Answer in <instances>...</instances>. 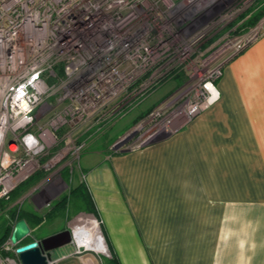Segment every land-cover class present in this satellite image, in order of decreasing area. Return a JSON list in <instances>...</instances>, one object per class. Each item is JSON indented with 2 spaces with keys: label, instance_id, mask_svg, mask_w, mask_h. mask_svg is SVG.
I'll list each match as a JSON object with an SVG mask.
<instances>
[{
  "label": "built area",
  "instance_id": "1",
  "mask_svg": "<svg viewBox=\"0 0 264 264\" xmlns=\"http://www.w3.org/2000/svg\"><path fill=\"white\" fill-rule=\"evenodd\" d=\"M247 2L0 0V199L76 163L91 133L176 76L185 81L113 146L148 144L212 105L223 66L259 36L235 33ZM70 230L76 254H105ZM9 237L0 264H20Z\"/></svg>",
  "mask_w": 264,
  "mask_h": 264
},
{
  "label": "crops",
  "instance_id": "2",
  "mask_svg": "<svg viewBox=\"0 0 264 264\" xmlns=\"http://www.w3.org/2000/svg\"><path fill=\"white\" fill-rule=\"evenodd\" d=\"M217 82L207 110L143 150L107 155L126 115L91 133L75 163L84 183L64 177L74 166L36 171L1 198L11 230L19 214L30 227L21 243L69 228L54 224L72 199L101 219L118 264H264V33ZM57 250L56 264H74L72 244ZM81 256L97 264L93 253Z\"/></svg>",
  "mask_w": 264,
  "mask_h": 264
},
{
  "label": "rangeland",
  "instance_id": "3",
  "mask_svg": "<svg viewBox=\"0 0 264 264\" xmlns=\"http://www.w3.org/2000/svg\"><path fill=\"white\" fill-rule=\"evenodd\" d=\"M263 7H264V0H248L246 5H244L240 9L236 10L235 16L233 17V21H234L233 24L236 27V32L235 33H236L237 36H239V35H241L243 33L245 34L246 32H248L250 30H253V31L257 30L258 31L257 35H259V36H260V34L264 33V13L256 21L252 22V24H248L247 23L248 19L250 18V16H252L254 13L259 11ZM249 45H247V46H249ZM232 59H230L223 66L222 71H221V75L219 76V78L222 76L226 65ZM218 79L216 80V86H217V83H218L217 82ZM184 81L185 80L181 77L179 79L175 78L173 80H170V81L164 83L161 87H159L157 90H155V91L151 92L150 94H148L146 96V98L141 100L138 104H136L132 108L128 109L122 115V116L126 115V118H124V120L126 121L125 127H124V130H122L121 134H118L115 138H113L114 142L109 146V148L107 150L108 151L107 155H108L109 158L114 156V155H117V154L130 153V152L143 150L144 148H147L148 146L153 145V144H155L156 142H158L160 140H163L165 138H168V137L172 136L174 133H176L179 130L185 128L194 118H196L198 115L203 113L205 110H207L211 106L210 105L209 107H207L204 110H202L201 112H199L195 117H193L191 120L186 122L179 130H176L175 132H172L171 134H169L167 136L158 137L155 140L149 142L148 144L142 145V146H140L138 148H123V149H117L116 145L113 146V144H116V142L120 139V137L123 136L126 133V131L131 128L132 125H134L138 120H140L143 116H145L158 103L163 101L171 92H174L179 87V85H181ZM219 96H220V94H219ZM139 104H141V106L136 107ZM132 109H133V111H132ZM121 117H119V118H121ZM102 132H104V131H102ZM106 132L108 133L109 131H106ZM86 142H87V140H86ZM85 146H84V148H85ZM11 147L15 148L14 145H12ZM79 155H81V154H79ZM73 166H74L73 172H71V173H69L68 171L64 172V173H66V174H64L65 175L64 177H66L67 180H68V177L72 178L71 176H73V177H75V182H79L80 181V183H84V180L86 179L85 171H83V169L81 170L80 167L78 166V164L73 163L72 166H70V167H73ZM43 173H45V174L47 173L46 175H48L50 173V171L43 172ZM75 182H73V184H75ZM70 187L71 186L68 185V187L65 189V193L69 192V188ZM70 198H72V196ZM72 202H73L72 199H69V203L65 205V209H63V211H62L64 215L62 216V218H60V221L58 220V222H56V224H54L55 228H60L62 226H67V225H68L69 229L73 225L76 228V226H80L86 220V218L88 217L87 219L90 220L92 222V224H90V226L88 228L81 227V229L90 232L92 235L97 233V232L98 233L100 232L99 234L102 235L104 246H106V249H105L106 251H105V254L104 253L103 254L102 253L98 254V253H95V252L93 253V252H90V251H86L84 253H88V252L89 253H93L94 254L93 257L96 258L97 264H105V257L111 258L112 253H111V251H110V249H109V247L107 245V242L105 240V236H104L103 229H102L101 219L99 217H97L96 215H93L92 211L91 212H87V211L86 212H83V211L79 212V210H77V209H79V206H75L74 203H72ZM95 222H97V225H96ZM0 225H1V222H0ZM0 229H1V226H0ZM38 231H39V229H38ZM41 231H44V226L41 228ZM62 253H63V251L57 250L54 253V255H52L53 259L55 260V259L61 258L62 255H63ZM81 255L82 254H78V255L72 256L68 260H70V262H72L74 264H85L84 260H85L86 257H82Z\"/></svg>",
  "mask_w": 264,
  "mask_h": 264
},
{
  "label": "water",
  "instance_id": "4",
  "mask_svg": "<svg viewBox=\"0 0 264 264\" xmlns=\"http://www.w3.org/2000/svg\"><path fill=\"white\" fill-rule=\"evenodd\" d=\"M29 233L30 227L23 218L15 222L10 233V241L18 244L15 251L20 264H47L48 261L53 260L52 255L55 249L68 244L73 245L69 228L21 243Z\"/></svg>",
  "mask_w": 264,
  "mask_h": 264
},
{
  "label": "trees",
  "instance_id": "5",
  "mask_svg": "<svg viewBox=\"0 0 264 264\" xmlns=\"http://www.w3.org/2000/svg\"><path fill=\"white\" fill-rule=\"evenodd\" d=\"M264 13V7L262 9H260L259 11H257L256 13H254L252 16H250V18L248 19V24H252V22L256 21L258 18L261 17V15ZM182 76H176L175 78L179 79ZM65 197L61 200L64 201ZM8 201L4 200V199H0V222H1V229H0V244L6 240L10 234L11 231V226L7 223V219L5 218V216L2 214L3 209L7 206ZM61 203V202H60ZM63 204V202H62ZM86 205H87V201H86ZM88 207V206H87ZM90 209V208H87ZM92 213H94L93 210H91ZM9 214L13 215L12 212L9 211ZM22 217L21 214L18 215V218L20 219ZM29 242V241H28ZM25 243V242H24ZM107 264H118L117 260L114 258V256L112 255L111 258H107Z\"/></svg>",
  "mask_w": 264,
  "mask_h": 264
},
{
  "label": "bare ground",
  "instance_id": "6",
  "mask_svg": "<svg viewBox=\"0 0 264 264\" xmlns=\"http://www.w3.org/2000/svg\"><path fill=\"white\" fill-rule=\"evenodd\" d=\"M11 149L14 150L15 148L11 147ZM74 235L76 241L84 244L88 249L96 251H104L106 249L103 238L98 232L92 235L90 232L79 228V226H76V228L74 227ZM92 264H94V261Z\"/></svg>",
  "mask_w": 264,
  "mask_h": 264
}]
</instances>
